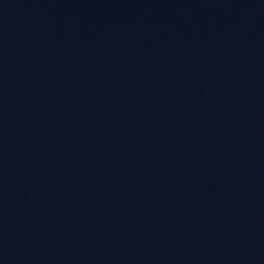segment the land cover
Returning <instances> with one entry per match:
<instances>
[{"label":"water","instance_id":"1","mask_svg":"<svg viewBox=\"0 0 264 264\" xmlns=\"http://www.w3.org/2000/svg\"><path fill=\"white\" fill-rule=\"evenodd\" d=\"M0 264H264V0H0Z\"/></svg>","mask_w":264,"mask_h":264}]
</instances>
